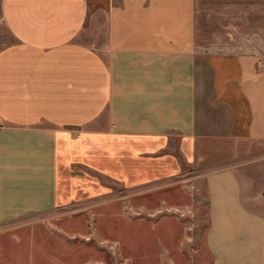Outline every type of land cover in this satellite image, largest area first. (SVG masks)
Instances as JSON below:
<instances>
[{"label":"crops","instance_id":"0c3cea01","mask_svg":"<svg viewBox=\"0 0 264 264\" xmlns=\"http://www.w3.org/2000/svg\"><path fill=\"white\" fill-rule=\"evenodd\" d=\"M184 170L264 264V0H0V225Z\"/></svg>","mask_w":264,"mask_h":264},{"label":"rangeland","instance_id":"374dc122","mask_svg":"<svg viewBox=\"0 0 264 264\" xmlns=\"http://www.w3.org/2000/svg\"><path fill=\"white\" fill-rule=\"evenodd\" d=\"M0 225V264H213L204 176L185 171Z\"/></svg>","mask_w":264,"mask_h":264}]
</instances>
